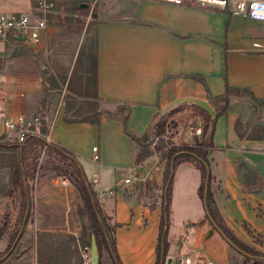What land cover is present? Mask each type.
Masks as SVG:
<instances>
[{"label":"crops","instance_id":"0c3cea01","mask_svg":"<svg viewBox=\"0 0 264 264\" xmlns=\"http://www.w3.org/2000/svg\"><path fill=\"white\" fill-rule=\"evenodd\" d=\"M132 9L130 15L103 19L95 25L96 89L104 99L129 104L127 126L136 134H143L154 118L183 97L202 98L215 113L210 100L221 94L226 84L249 87L264 103V21L192 2L136 0ZM247 23L262 26V35L242 37L240 31ZM7 41L27 45L9 35L0 38V49ZM59 93L53 92L43 103V80L38 73L0 74V133L4 116L23 113L30 118L33 115L27 112L46 106L51 112L47 128L51 141L78 159L104 217L115 223L113 244L119 262L105 245L100 256L109 254L114 264H154L161 208L144 202L134 181H124L136 143L122 130L117 117L103 115L98 124L65 121V102L63 93L56 95ZM27 98L29 106H25ZM235 98L231 97L227 111L215 120L208 159L211 189L221 216L249 244L252 238L264 235V151L262 137L237 134L235 124L242 118L240 106H232ZM259 109L260 115L249 122L251 125L264 122V104ZM95 144L100 154L96 161L91 158ZM237 161L251 164L244 176ZM148 166L139 167L137 174L146 177ZM258 176L262 186L255 191ZM199 183L200 171L192 161H181L173 169L168 243V235L174 236L183 221L206 216ZM62 199L60 203H65ZM44 200L57 201L48 195ZM176 210L184 217L176 220ZM216 230L213 228L212 236L217 233L220 237L213 236L205 246L219 258L227 241ZM81 233L79 230L78 237ZM172 258L167 257L168 264H176Z\"/></svg>","mask_w":264,"mask_h":264},{"label":"rangeland","instance_id":"374dc122","mask_svg":"<svg viewBox=\"0 0 264 264\" xmlns=\"http://www.w3.org/2000/svg\"><path fill=\"white\" fill-rule=\"evenodd\" d=\"M38 1L0 0V9L24 11L31 9L34 13H42L39 11ZM45 1L49 3V6L43 13L48 18L49 24L54 27L52 33L36 49L24 43L7 41L4 48L0 49V74L24 75L35 72L39 74L41 80H48L52 83L53 78L61 83L62 77L70 75L73 70L78 76H87L90 79L95 50V25L103 19L130 15L131 10H135L132 6L136 4V0ZM79 2H87L86 8L77 9L76 4ZM243 29L240 33L245 39L258 37L263 33L262 26L254 23H247ZM47 72L52 75V78H47L45 75ZM61 94L62 92L56 95ZM25 102V106H29V98ZM100 104L109 108L114 106V103L104 100H100ZM191 104V102L183 101L177 104L174 102L161 113L162 116L178 105L181 107L167 118L168 129L164 131L166 136L162 137L166 143L169 142L171 136H175L173 140H176L177 145L194 144L201 137L193 132L191 126L196 124L198 116H202L199 112V114H192L196 110ZM39 106H41L40 103ZM232 106H240L242 129H245L246 123L257 120L258 116L254 110V107L259 106L257 100L250 101L244 95V97L235 98ZM27 114L28 116L40 115L47 123L51 117L50 111L40 108L33 109ZM5 141L0 139V142ZM140 150L139 146H136L135 153ZM151 152L153 151L148 145L149 154L141 160L147 159ZM15 157V147L0 145V230L3 232L0 235V264H79L78 242H83L85 235L82 233L78 238L77 233L79 230L83 232L85 227L90 228L91 216L86 210L81 192L72 183L71 174L66 170L65 165L47 155L43 146L37 159L36 172L27 180L31 205L27 216L22 219L21 225L23 226L20 227L12 241L11 237L19 226L17 220L20 217L19 192L16 189L8 193L12 173L11 164ZM82 160L85 159L81 158ZM134 160H136L135 155ZM165 160V156L160 154L158 160L155 161L160 167L155 169V165H151L152 168L148 166L150 172L146 177L142 178L137 174L138 178L134 179L139 195L148 204L159 205L160 203ZM237 165L242 176L251 168V164L245 162L237 161ZM153 170H158V172L153 173ZM160 174L161 179L158 181ZM47 195L57 201H45L44 198ZM62 196L65 198V203H60L63 200ZM212 203L218 209L214 196ZM218 212L221 216L219 209ZM173 215L176 220L184 217V214L179 216L180 211L177 212V210ZM105 224L106 237L114 243L115 223L108 219ZM210 228L214 226L206 216L198 220L183 221L177 233H173L174 236L168 235L170 251H166L163 264H168L166 261L168 256H173L172 260L176 262L180 256L184 255H191L193 259L201 256L213 264H264V257L258 260L257 258L247 259L242 252L231 247L228 242H225L221 257H214L212 251L208 250L205 245L208 239L220 236L217 233L213 236L208 234ZM250 243L249 245L254 246V243L257 245L254 246L255 248L264 251V235L261 239L252 238ZM183 245L185 248L181 251ZM101 249L105 252L103 242H101ZM205 262L201 260L195 264H206ZM99 264H114V262L109 254L103 253L99 258Z\"/></svg>","mask_w":264,"mask_h":264},{"label":"trees","instance_id":"16d2710c","mask_svg":"<svg viewBox=\"0 0 264 264\" xmlns=\"http://www.w3.org/2000/svg\"><path fill=\"white\" fill-rule=\"evenodd\" d=\"M76 8L83 10L86 7L81 6L80 2L76 4ZM18 43H23L18 41ZM91 77L88 79L87 76H78L73 70L68 76L62 77L61 83L56 82L52 78L50 73L45 75L52 78V83L48 80H43V103L46 99L51 97L53 92H62L63 99L65 102L64 110V120L67 122L72 121H88L92 123H99L103 115L109 117H117L121 121L122 130L127 134L139 148L140 152L136 151L135 159L141 160L146 155H148V145L150 137L158 136V141L156 142V147H162L166 142L161 137L164 133L166 127V121L168 116L173 112L179 110L181 107L178 105L169 111L167 114L158 116L152 120L149 124L147 130L138 135L132 131L127 126V118L130 111V106L127 103L115 102L112 100L104 99L97 93L96 89V53L94 50L93 60L91 63ZM90 80V83H89ZM79 96H75V95ZM247 96L248 100H258L259 106L256 108L257 116L260 115L259 107H262L263 100L257 99L253 96L249 87L246 86H232L225 85L224 91L216 96H213L210 103L215 108L214 115L209 114L206 110L200 107L197 103H192V107L200 113L203 118V127L201 137L195 141L194 144H171L167 146L166 151L162 154L165 156V167L164 175L162 181V194L159 206L161 208L159 229L157 235L156 244V259L154 264H163L165 259V254L168 249L169 243L167 240V229L169 225V205L171 199L172 190V177L173 169L181 161H192L194 165L200 171V183L198 185V194L205 200L206 216L209 218L210 223L216 226L223 238L231 245V247H236L239 252L244 254L247 259L264 257V251L258 250L254 246H251L244 241H242L233 230L224 222L223 218L220 216L218 209L213 205V191L211 189V171L209 169V159L208 153L213 146V130L216 118L225 113L229 107L231 96L236 98H241ZM100 100L114 103L112 108L104 107L100 104ZM41 110H47L46 106H42ZM240 118L235 124V130L239 137H258L261 138L264 131V122H255L252 125L246 123L245 130L241 127ZM43 130L47 129L46 120L43 119L42 124ZM45 146V153L51 157L56 158L65 165L66 170L69 171L72 177V183L79 189L82 197L85 200L86 210L91 216L92 223L90 228H83V234L85 235V240L83 242L90 243V236L93 233L96 237V242L100 249L101 242L112 252V255L119 262L116 248L112 242L106 237L105 222L104 217L96 193L92 189L88 179L83 173L81 165L78 159L73 155L68 149L54 143V142H44V139L36 134H27L23 142H0V145H12L16 148V157L14 162L11 164L12 173L10 179V187L8 193H12L16 189L19 192L20 198V217L17 220L19 223L18 228L14 231L12 235V241L15 239L18 230L21 225L22 219L28 214L30 208V196L28 193L29 184L28 178L33 177L36 172L37 159L40 154L42 146ZM256 189L259 190L262 186V177L258 176L256 178ZM150 207H154L157 204H149ZM24 224V223H23ZM105 229V230H104ZM0 230V235L2 234ZM81 233V235H82ZM235 249V248H234Z\"/></svg>","mask_w":264,"mask_h":264},{"label":"built area","instance_id":"2783aa9c","mask_svg":"<svg viewBox=\"0 0 264 264\" xmlns=\"http://www.w3.org/2000/svg\"><path fill=\"white\" fill-rule=\"evenodd\" d=\"M175 4H182L185 2H192L201 6H212L221 10L228 11L230 13L242 14L254 19L264 21V0H165ZM39 11L42 13H34L31 9L29 11L24 10H3L0 9V38L7 37L9 35L15 36L20 32L23 36L24 42L32 48H37L43 40L48 37L52 31L53 26L49 24L48 18L44 15V11L49 6L45 0H39ZM254 44L259 45V42L255 41ZM50 122V121H49ZM203 118L198 116L196 124L192 125L193 132L200 137L202 134ZM43 117L35 115L33 117H26L23 113L15 115H7L2 118V132L0 133V139L13 142H23L27 134H36L44 139V142H51L50 136L46 130H43ZM47 128L50 123H47ZM167 126L165 131H167ZM165 132L161 134V137H165ZM175 136L169 137V142L165 143L162 147L157 148L156 142L158 136L150 137L149 147L153 152L145 160H134L133 163L127 169L128 175L125 176V182H133L137 177V170L144 165H150L152 168L157 169L159 164L156 165L158 156L166 151L167 146L177 143L173 139ZM262 149L264 151V131L262 135ZM46 144L43 145V150ZM93 160H99L100 154L98 152L97 145L92 146ZM150 160V162H149ZM148 162V164H147ZM153 165V166H151ZM93 178L91 181H94ZM79 238V237H78ZM78 258L79 264H90V244L87 242H78ZM206 261V264H213L209 260L199 256L195 259L191 255H184L176 260V264H195L196 262Z\"/></svg>","mask_w":264,"mask_h":264},{"label":"water","instance_id":"95a60500","mask_svg":"<svg viewBox=\"0 0 264 264\" xmlns=\"http://www.w3.org/2000/svg\"><path fill=\"white\" fill-rule=\"evenodd\" d=\"M80 5L86 7L87 2H80ZM94 14H95V12H94ZM15 37L17 39H23V36L20 34V32L18 34H16ZM181 101L197 103L200 107H202L204 110H206L209 114L214 113V109L208 104L207 101H205L202 98L183 97V98L177 100L176 103L181 102ZM204 203H205V200H204ZM214 228H216L218 231H220L216 226H214ZM212 232H213V228H210L208 234H211ZM234 248L237 250L236 247H234ZM168 261H171V257L168 258ZM90 264H99V249H98V245L96 242V237L93 233L90 236Z\"/></svg>","mask_w":264,"mask_h":264}]
</instances>
